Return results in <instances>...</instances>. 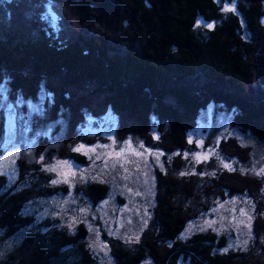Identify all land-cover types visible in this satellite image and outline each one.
Returning a JSON list of instances; mask_svg holds the SVG:
<instances>
[{
	"label": "trees",
	"instance_id": "obj_1",
	"mask_svg": "<svg viewBox=\"0 0 264 264\" xmlns=\"http://www.w3.org/2000/svg\"><path fill=\"white\" fill-rule=\"evenodd\" d=\"M26 6L27 20L22 0H0L9 25L0 27V76L30 96L45 86L54 96L53 116L62 105L80 115L94 113L86 103L91 92L103 106L142 125L156 117L165 123L160 130L181 147L189 116L214 103L234 110L242 128L264 137V0H29ZM76 83L90 85L91 91L77 93L71 88ZM69 156L82 158L79 152ZM29 166L18 160V185L0 172L3 237L34 223L35 215L24 211L29 201L65 190L64 184L51 183V172L36 163ZM162 179L159 172L163 191L156 201L162 207L154 208L152 229L141 232L142 244L136 247L117 248L111 242L117 251L114 264H234L223 233L198 231L186 242L177 240L184 227L179 202L209 191L206 181ZM87 187L98 203L111 184L95 180ZM173 202L181 206L177 212ZM39 226L44 228L25 231L5 264L94 263L83 223L70 230L46 216ZM156 230L164 234L160 243L166 234L174 239L164 253L160 243L154 245L160 236L155 238Z\"/></svg>",
	"mask_w": 264,
	"mask_h": 264
},
{
	"label": "rangeland",
	"instance_id": "obj_2",
	"mask_svg": "<svg viewBox=\"0 0 264 264\" xmlns=\"http://www.w3.org/2000/svg\"><path fill=\"white\" fill-rule=\"evenodd\" d=\"M22 1L27 20L29 0ZM51 15L55 20L56 15ZM2 25L8 30L0 11ZM83 83L71 88L77 93L91 91L92 87ZM89 94L86 103L94 113L80 115L61 104L53 116L54 96L45 86L30 96L13 90L0 76V172L6 173L11 184H20L18 160L23 158L30 169L36 163L51 172V183L66 186L64 191L25 205L24 211L35 215L33 224L6 237L0 229L2 264L22 242L26 230L44 228L39 223L46 216L57 217L70 230L83 223L93 264H114L117 251L111 242L117 248L136 247L142 244L141 232L152 229L154 208L159 212L162 207L156 201L163 191L159 172L164 173L160 181L173 183L175 177L183 176L206 181L209 190L179 202L184 206V227L177 240L186 242L193 232L208 235L216 231L227 236L226 247L235 253L234 264H264V137L255 135L250 127L242 128L234 110L210 103L189 116L185 143L179 147L160 130L165 123L156 117L142 125L103 106L100 96ZM167 99L176 103L174 98ZM71 152H79L82 158L69 156ZM95 180L111 184L108 195L98 203L87 187ZM181 206L175 204V212ZM156 231L155 238L160 235ZM161 236L164 234L155 240L156 247ZM173 240L166 234L159 252L168 250Z\"/></svg>",
	"mask_w": 264,
	"mask_h": 264
},
{
	"label": "snow or ice",
	"instance_id": "obj_3",
	"mask_svg": "<svg viewBox=\"0 0 264 264\" xmlns=\"http://www.w3.org/2000/svg\"><path fill=\"white\" fill-rule=\"evenodd\" d=\"M224 167H226V168H231V166L228 165V164H225Z\"/></svg>",
	"mask_w": 264,
	"mask_h": 264
}]
</instances>
